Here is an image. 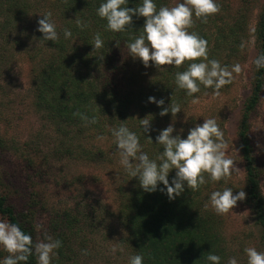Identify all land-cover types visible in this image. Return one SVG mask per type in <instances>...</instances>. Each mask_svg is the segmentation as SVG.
Returning <instances> with one entry per match:
<instances>
[{"label":"trees","instance_id":"16d2710c","mask_svg":"<svg viewBox=\"0 0 264 264\" xmlns=\"http://www.w3.org/2000/svg\"><path fill=\"white\" fill-rule=\"evenodd\" d=\"M100 3L101 0H0V34L10 29L24 28L27 31L31 26V41L36 46L33 58L46 56L36 76V105L48 113L58 131L66 137L74 129L79 137L89 138L95 134L99 137L111 136L113 127L127 122L128 127L140 135L144 150L155 156L158 152L155 125L161 121L170 122L173 118L171 114L161 117V108L150 103L148 98H162L167 107L175 94L174 100L186 105L190 97L176 90L175 85V72L182 71L183 66L180 69L169 67L168 71L160 73L155 67L145 68L141 61L133 59L126 44L139 34L144 18L133 17L132 30L126 33L105 31L106 21L96 15ZM137 3L139 0H129L128 6L135 7ZM156 3L158 7L172 6V0H156ZM49 12L60 33L56 43L39 41L42 34L36 30L38 20L42 18L40 16ZM77 15L83 28L76 23ZM235 18L233 16L230 20L224 12L212 14L207 22L194 18L189 31L196 32L207 41L209 57H213L215 51L228 43L233 50L241 48L245 15L237 17L236 21ZM197 20L199 23H196ZM213 27L217 30L215 46L211 48L210 41L215 35L211 30ZM65 28L71 30V39H64ZM98 32L102 34L105 46L93 52L90 43ZM254 37L257 57L264 53V6ZM116 41H119L120 47H117ZM253 66V86L241 111L238 138L245 163L249 205L264 247V195L249 133L252 113L264 90V69L257 71ZM195 95L198 96V93ZM77 112L94 115L98 122L85 126L80 117L74 115ZM149 115L153 116L149 117L153 120L148 135L154 144L147 143L139 131L138 119ZM91 132L94 135H89ZM98 154L105 157L106 151L100 148ZM174 176L175 170L169 175L170 182ZM11 192L0 176V219L18 224L35 242L32 222L35 217L31 214V225L22 221ZM118 194L116 218L124 230L121 244L125 246L128 258L139 252L145 257L144 264H206L201 259L213 250L223 258L222 264H226L230 252L222 223L211 208H204L206 200L202 187L196 192L185 188L181 196L170 201L159 190L144 192L138 178L128 177L120 185ZM71 221L78 224L80 219L72 216ZM5 255L7 253L0 251V258ZM128 258L125 264H128ZM28 264H36L35 256L30 257Z\"/></svg>","mask_w":264,"mask_h":264},{"label":"rangeland","instance_id":"374dc122","mask_svg":"<svg viewBox=\"0 0 264 264\" xmlns=\"http://www.w3.org/2000/svg\"><path fill=\"white\" fill-rule=\"evenodd\" d=\"M178 2L172 0V6ZM217 3L219 10L215 15L224 12L230 20L233 16L245 15L244 47L233 50L228 43L209 58L219 60L222 65L238 63L241 71L234 74L232 83L221 90L220 96L213 98L202 90L198 93V103L188 99L175 123L177 133L184 129V135H187L188 130L197 123L202 124L204 118H215L229 143L228 154L240 170L228 178L227 185L220 181L202 186L206 201L210 193L222 185L233 187L234 194L241 189L247 194L238 126L243 105L253 86V61L257 54L254 32L264 0H217ZM211 30L215 34L210 41L213 48L217 29L213 27ZM35 51L31 26L27 31L23 28L1 32L0 176L13 191L11 198L22 221L31 225V214L35 217L32 221L35 242L45 235L62 241L52 264H125L128 255L121 244L124 230L116 214L118 189L128 176L119 164L114 140L110 135L103 136V140L98 139L97 134L89 138L79 137L75 135V129L66 137L57 130L48 113L36 105V76L46 56L35 59ZM172 120L156 124V133L159 134V130L166 128ZM249 133L262 190L264 90L252 113ZM100 148L106 151L105 157L99 156ZM262 193L264 195V190ZM72 216H78V224L70 222ZM216 216L221 220L230 257L236 256L240 264H246L245 247L255 246L264 251L248 196L230 213Z\"/></svg>","mask_w":264,"mask_h":264},{"label":"clouds","instance_id":"9594fccd","mask_svg":"<svg viewBox=\"0 0 264 264\" xmlns=\"http://www.w3.org/2000/svg\"><path fill=\"white\" fill-rule=\"evenodd\" d=\"M129 0H101L96 15L106 21L105 31L126 33L132 30L133 17L144 18V26L139 34L126 44L129 55L143 63L145 68L155 67L160 73L173 69L175 72L176 90H181L192 103L199 102L202 89L205 95L218 97L221 90L232 83L234 74L241 71L240 64L222 65L217 59L209 58L207 41L196 32L189 31L193 20L207 22L208 18L219 10L217 0H179L174 6H157L156 0H139L135 7H129ZM38 20L37 31L42 34L41 42H58L60 33L52 19L46 13ZM76 23L84 25L77 15ZM70 29L63 30L65 40L72 38ZM120 47L119 41H116ZM93 52L102 49L104 40L101 33H96L90 43ZM243 48L244 45L242 44ZM103 59V57H101ZM256 70L264 69V53L253 61ZM175 93V91H174ZM175 95V94H174ZM171 98L165 107V100L150 96V103L161 108L160 116L171 114L173 120L166 128L159 130L155 137L158 152L150 156L141 144V137L133 131L127 122H121L111 129V136L119 157V164L124 173L138 178L139 186L146 193L157 190L165 193L170 201L185 192L200 190L206 183L224 181L239 173L234 160L229 156V143L224 132L213 117L204 118L202 124L197 123L190 128L184 137V129L177 133L175 127L177 114L183 111L182 105ZM85 126L95 125L98 120L84 113H75ZM152 115L138 119L139 131L143 133L147 143H153L150 135ZM175 133V134H174ZM147 136V138H146ZM103 140L104 137H98ZM154 144V143H153ZM175 170V176L169 181V175ZM163 185V187H160ZM264 190V187H262ZM246 192L241 189L234 194L233 187L221 186L210 193L204 208L211 209L217 215H226L233 211L237 203L246 199ZM62 241L45 235L42 240L34 242L32 236L22 228L8 220L0 219V251L7 253L0 258V264H28L30 257L35 256L36 264H52L56 250ZM246 264H264V251L255 246L243 249ZM145 257L137 252L128 258V264H144ZM206 264H222L223 258L213 250L203 256ZM226 264H240L236 256L228 257Z\"/></svg>","mask_w":264,"mask_h":264}]
</instances>
